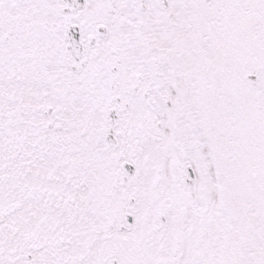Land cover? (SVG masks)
<instances>
[{
	"label": "snow or ice",
	"instance_id": "obj_1",
	"mask_svg": "<svg viewBox=\"0 0 264 264\" xmlns=\"http://www.w3.org/2000/svg\"><path fill=\"white\" fill-rule=\"evenodd\" d=\"M0 264H264V0H0Z\"/></svg>",
	"mask_w": 264,
	"mask_h": 264
}]
</instances>
